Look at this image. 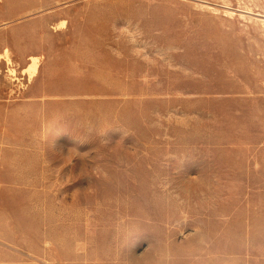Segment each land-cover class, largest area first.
<instances>
[{"label":"rangeland","instance_id":"374dc122","mask_svg":"<svg viewBox=\"0 0 264 264\" xmlns=\"http://www.w3.org/2000/svg\"><path fill=\"white\" fill-rule=\"evenodd\" d=\"M263 20L0 0V264H264Z\"/></svg>","mask_w":264,"mask_h":264},{"label":"bare ground","instance_id":"6f19581e","mask_svg":"<svg viewBox=\"0 0 264 264\" xmlns=\"http://www.w3.org/2000/svg\"><path fill=\"white\" fill-rule=\"evenodd\" d=\"M251 12V11H250ZM253 13V12H252ZM235 13H233V15H234ZM261 14V13H260ZM257 16V15H256ZM258 19V18H257ZM261 19H259V21H260ZM264 21V20H263ZM261 22V21H260ZM263 23V22H262ZM31 59H32V61H31V63H30V65H29V67H27L28 68V70L27 69H25V70H27V71H29L30 72V74L32 75L34 72H35V70H36V68H37V66H38V63H39V58L38 57H36V56H32L31 57ZM11 71H14L12 68L10 69Z\"/></svg>","mask_w":264,"mask_h":264}]
</instances>
